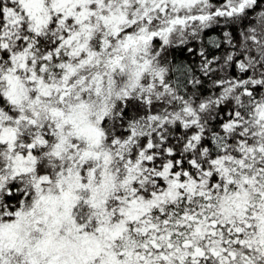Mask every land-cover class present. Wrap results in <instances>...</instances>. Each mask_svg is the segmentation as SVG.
<instances>
[{
    "label": "snow or ice",
    "instance_id": "snow-or-ice-1",
    "mask_svg": "<svg viewBox=\"0 0 264 264\" xmlns=\"http://www.w3.org/2000/svg\"><path fill=\"white\" fill-rule=\"evenodd\" d=\"M0 264H264V0H0Z\"/></svg>",
    "mask_w": 264,
    "mask_h": 264
}]
</instances>
